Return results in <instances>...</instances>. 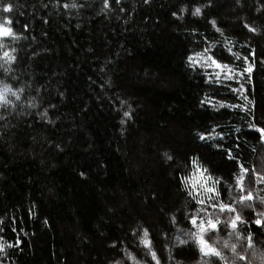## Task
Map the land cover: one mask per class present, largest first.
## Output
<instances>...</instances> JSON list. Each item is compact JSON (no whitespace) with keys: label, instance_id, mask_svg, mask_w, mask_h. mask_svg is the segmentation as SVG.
Returning <instances> with one entry per match:
<instances>
[{"label":"trees","instance_id":"obj_1","mask_svg":"<svg viewBox=\"0 0 264 264\" xmlns=\"http://www.w3.org/2000/svg\"><path fill=\"white\" fill-rule=\"evenodd\" d=\"M7 3L13 8L4 13ZM64 3L77 7L65 9ZM201 5L208 0H121L120 6L110 0L108 9L103 0H0V22L7 16L20 35L0 49L2 56L15 48L11 54L17 57L4 65L10 71L0 67V88L23 89L20 100L7 93L11 103L0 101V219L6 242L21 239L19 249H8L5 264H134L124 249L148 264L150 257L133 234L143 228L149 229L162 264H215L194 243L181 245L176 237L186 239L181 230L192 228L184 214L195 210V201L187 192L196 195L193 182L201 183L198 174L193 176L192 158L232 184V196H239L233 174L240 169L228 159L229 149L249 169L243 183L253 192L252 208H236L247 222L238 230L244 237L252 232L254 248L241 239L237 251L248 261L236 264H264L259 258L264 229L253 223L255 213L264 212V181L255 182L256 174L264 176V140L246 126L251 117L245 113L200 107L205 93L238 101L220 86L206 84L203 72L187 62L193 51L214 45L218 57L228 56L221 45L243 55L250 46L257 60H264V8L257 12L260 0L240 5L212 0L193 17L191 11ZM182 6L188 8L184 13ZM244 21L258 32L250 35ZM246 87L257 121H264V66H257ZM123 111L131 117H123ZM213 126L224 134L215 141L222 148L196 136ZM182 177H187L183 183ZM223 198L228 200L227 191ZM13 216L16 222L9 224ZM226 219L221 216L218 235L236 242L232 230L224 228ZM216 241L213 234L211 242L220 248L223 240ZM221 251L233 264L231 250Z\"/></svg>","mask_w":264,"mask_h":264},{"label":"snow or ice","instance_id":"obj_2","mask_svg":"<svg viewBox=\"0 0 264 264\" xmlns=\"http://www.w3.org/2000/svg\"><path fill=\"white\" fill-rule=\"evenodd\" d=\"M57 2H59V0H57ZM113 2L116 6L121 5V0H113ZM211 2L212 0H208V5L194 7L191 11V15L193 17L200 16L202 14V8L210 6ZM234 2L237 5L241 4V0H234ZM144 3H149V0H144ZM103 5L104 9H108L110 7V0H103ZM63 7L65 9L76 8L77 4L64 3ZM12 8L13 5L11 3L4 4L3 12L8 13L12 10ZM262 8H264V0H260V7L256 9L257 12L261 11ZM187 10V6H182L179 9V12L184 13ZM119 11L123 13L126 10L123 7H119ZM172 15L179 18L177 12L175 11L172 13ZM209 23H211L213 28H215V30L219 32L221 36L224 35L223 30L217 26L215 20H211ZM11 24L12 20L7 16L3 17V21L0 22V49H4L6 47V44L4 43L5 40L11 39L13 42H15L20 38V35H18L14 31L13 27H11ZM242 27L247 30L250 35H255L258 32V27L254 24H249L247 21L243 22ZM24 28L27 30L28 25H24ZM192 33L196 34L197 29H192ZM204 39L207 40V37H204ZM225 40H227L226 37ZM217 44H219V41H217ZM214 47L215 45L213 48L205 47L201 52L193 51L192 54L187 56L188 67L193 71H196L197 69L201 70L203 72L204 82L206 84L209 86H220L225 90L226 93L231 94L232 100H236L238 102H231L228 99V96L224 95L223 93H213L212 95L205 93L204 97L199 101L200 107L203 108L208 106L217 112H219L220 109H230L236 110L240 113H245L251 117L246 126L259 132L260 139L264 140V121H257L253 111L255 108V101L254 99H250V89L249 87H246V85H252L254 71L258 65L264 66V60H257L255 49L251 48L250 46H247L248 54L243 55L240 51H234V46H228L224 48L223 45H221V50L228 53L227 58L224 56L218 57L214 51ZM15 52V48L3 51L2 56H0V60H3V64H0V67H4V65H10L12 62L16 61L17 57L11 54ZM4 71L8 72L10 71V68L4 67ZM22 91L23 89H17L13 91V89L8 84H3L2 88H0V101H3L5 104L11 103L6 99L7 93H11L16 97V100H20L21 97L19 92ZM217 95H221L222 98L217 99ZM120 103L123 105L126 103V101L121 100ZM30 106L36 107V104L32 102ZM47 115V111L42 114V116L45 118ZM123 117L130 118L131 113L129 111H123ZM0 119H3V117L0 116ZM241 119H243V117H241ZM124 122L125 121L122 119L121 124ZM234 131L236 133H241L240 125H234ZM196 136L201 141H213L212 147L214 148L223 147L222 144L215 142L217 138H220L221 140L224 139V134L222 132H217L216 126H213L210 131H198L196 132ZM238 138L239 137H237V139ZM57 147H59V145H57ZM165 156H167L169 160L172 159V157L167 153H165ZM228 159L235 160L239 165V173L233 174L235 177V188L240 193L238 197L232 196V184L228 183V181H225L222 177H214L206 167H203L199 164L197 158L194 157L191 159V164L194 170L193 176L198 174L201 183L200 185H197L195 181L193 182V189L197 193L196 195L193 194L192 190L187 192V195L195 201V210L191 213L186 211L184 214L186 222L189 223L192 228L188 229L187 231L183 229L181 230L184 236H186V239L181 238L180 235H177L176 237V240L181 245L189 244L190 242L194 243L197 246L200 255L202 257H208L210 260L215 258V264H227V258L222 254L221 248L231 250L233 254V264H236L237 261L247 262L248 256L237 251V246L241 239L246 240L249 249L254 248L252 232L249 231L247 237H244L238 230V224H245L247 222L242 218L236 208L237 204L246 205L249 208L253 207V204L249 203L253 200V192L251 190H246L243 183L245 180L244 174L248 173L249 169L240 163V161L233 155L231 149L228 150ZM80 175L83 176L84 173L81 172ZM256 175L258 177V179L255 180L256 183L264 181V176H260L259 174ZM185 179H187V177H182L181 183H183ZM229 179H232V177ZM249 182L251 184V177H249ZM225 191L228 192L227 201L223 198ZM260 199L262 202H264V197H261ZM209 209L214 211L209 212ZM29 212H32L31 208L29 209ZM222 215L227 216V219L224 220V228H230L232 230L230 236L234 235L237 238L236 242H232L231 239H223L222 237H219L218 234L221 231L220 225ZM255 215L257 218L253 221V223L257 226L258 231L260 229H264V212L255 213ZM172 220L175 222L176 217L173 216ZM7 222L9 224H14L16 222V218L14 216L9 217ZM44 223L47 224V220H45ZM4 224L5 221L0 219V264H5V259L8 258V249H19L21 244V239L18 235L14 241L6 242L4 240ZM10 230L14 234L17 233L16 227H11ZM19 230L23 231V229ZM133 234L138 237L140 244L143 245L145 255L150 257L148 264H153V262L154 264H162V255H158L155 244L150 238L149 229L143 228L142 234L133 230ZM213 234L217 235V241L215 243H219L220 240H223L220 248L214 246V242H211ZM112 247H117V243L113 242ZM164 247H167V245H164ZM124 251L126 257L133 260L134 264H141V262L136 259V256L132 252L128 251L127 249H124ZM259 258L262 262H264V251L259 253ZM117 264H121V261H117ZM205 264H208V261H205Z\"/></svg>","mask_w":264,"mask_h":264},{"label":"clouds","instance_id":"obj_3","mask_svg":"<svg viewBox=\"0 0 264 264\" xmlns=\"http://www.w3.org/2000/svg\"><path fill=\"white\" fill-rule=\"evenodd\" d=\"M11 102V101H10Z\"/></svg>","mask_w":264,"mask_h":264}]
</instances>
